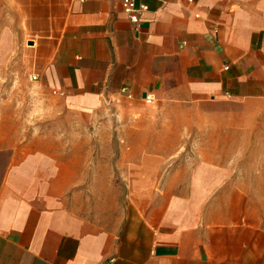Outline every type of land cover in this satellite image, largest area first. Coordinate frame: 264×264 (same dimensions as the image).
Segmentation results:
<instances>
[{"label":"crops","instance_id":"0c3cea01","mask_svg":"<svg viewBox=\"0 0 264 264\" xmlns=\"http://www.w3.org/2000/svg\"><path fill=\"white\" fill-rule=\"evenodd\" d=\"M136 4L0 0V81L22 63L31 107L113 128L0 100V264H264V0ZM87 169L127 188L113 223L71 207Z\"/></svg>","mask_w":264,"mask_h":264},{"label":"rangeland","instance_id":"374dc122","mask_svg":"<svg viewBox=\"0 0 264 264\" xmlns=\"http://www.w3.org/2000/svg\"><path fill=\"white\" fill-rule=\"evenodd\" d=\"M13 62V60H12ZM11 62V63H12ZM14 66L11 69L6 71V75L3 78V81H0V100H5V103H2L3 113L5 114H21V115H41V116H50L47 114H54L53 116H69L74 119L69 122V119H65L66 117H62V119H55L56 122L49 123L48 129H53L56 131H85L86 133L93 131H111L112 125H101L90 123L89 119H85V123L77 122V120L81 121L82 119L77 118L79 116L78 112H73L71 110H62L57 107H45L38 105L37 108L31 107L33 106V101L39 100V102H45V92L38 90L32 84V81L26 75L22 63L17 65L16 71ZM15 102V103H14ZM15 105V106H13ZM37 109V112H35ZM32 111V112H31ZM82 116V114H80ZM58 120H60L58 122ZM68 120V122L63 121ZM29 127L32 124L26 123ZM45 126V123L36 124ZM93 136V135H92ZM106 140L102 139L104 144ZM98 145V141L93 139L92 137H87L86 141L83 145L88 147H93ZM115 156V155H114ZM96 157V159L101 158L102 160L105 157H108L110 161L115 158L113 156H95L87 155V167L92 166V161ZM256 157L253 156L254 161ZM264 158V156H263ZM104 163V161L102 162ZM119 173L116 169L109 170H98L94 172L91 169L85 170V180L78 186L71 187L70 190V198H71V207L78 208L83 212L87 217L91 219L94 217H100L103 221H106L107 224L113 223L115 219H111L113 216L119 211V206L121 205V201L127 193V188L124 187L118 177ZM118 177V178H117ZM98 178V179H95ZM112 178V179H111ZM98 180V181H97ZM111 180V181H110ZM116 184V185H113ZM112 212V213H111Z\"/></svg>","mask_w":264,"mask_h":264},{"label":"built area","instance_id":"2783aa9c","mask_svg":"<svg viewBox=\"0 0 264 264\" xmlns=\"http://www.w3.org/2000/svg\"><path fill=\"white\" fill-rule=\"evenodd\" d=\"M121 8L126 18L131 23L136 24L139 21L141 13L147 9V6L144 4L137 5L136 0H121ZM32 78L36 79L35 76ZM122 93H127L125 88L122 89ZM143 102L147 105L153 104L155 102V96L152 93H145Z\"/></svg>","mask_w":264,"mask_h":264}]
</instances>
